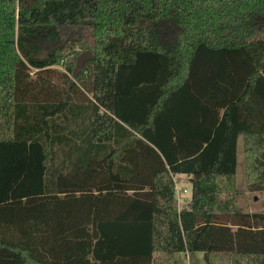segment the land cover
<instances>
[{
	"label": "trees",
	"instance_id": "1",
	"mask_svg": "<svg viewBox=\"0 0 264 264\" xmlns=\"http://www.w3.org/2000/svg\"><path fill=\"white\" fill-rule=\"evenodd\" d=\"M194 252L264 264V0H0V264Z\"/></svg>",
	"mask_w": 264,
	"mask_h": 264
},
{
	"label": "rangeland",
	"instance_id": "2",
	"mask_svg": "<svg viewBox=\"0 0 264 264\" xmlns=\"http://www.w3.org/2000/svg\"><path fill=\"white\" fill-rule=\"evenodd\" d=\"M61 69V68H58ZM237 173L235 176V186L233 192H220V197L226 198L232 196L236 201L237 206L243 210L256 209L260 210L262 208V193L259 192H248L245 186V174H244V147L242 141L238 142V153H237ZM190 180L185 175H179L174 177L175 183V196L178 209H183L190 197ZM178 264H206L201 252H194L191 254L180 253L178 255Z\"/></svg>",
	"mask_w": 264,
	"mask_h": 264
},
{
	"label": "water",
	"instance_id": "3",
	"mask_svg": "<svg viewBox=\"0 0 264 264\" xmlns=\"http://www.w3.org/2000/svg\"><path fill=\"white\" fill-rule=\"evenodd\" d=\"M93 58L94 55L90 51L82 52L76 59L73 75H77L78 72L82 69L83 65Z\"/></svg>",
	"mask_w": 264,
	"mask_h": 264
},
{
	"label": "crops",
	"instance_id": "4",
	"mask_svg": "<svg viewBox=\"0 0 264 264\" xmlns=\"http://www.w3.org/2000/svg\"><path fill=\"white\" fill-rule=\"evenodd\" d=\"M188 180H190L189 178H188ZM190 182V181H189ZM261 210H262V208H261Z\"/></svg>",
	"mask_w": 264,
	"mask_h": 264
}]
</instances>
